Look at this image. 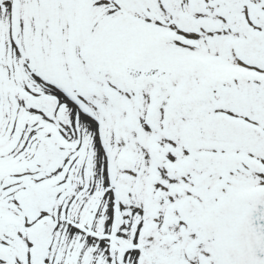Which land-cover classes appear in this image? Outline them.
<instances>
[{"label":"snow or ice","instance_id":"6c2138e0","mask_svg":"<svg viewBox=\"0 0 264 264\" xmlns=\"http://www.w3.org/2000/svg\"><path fill=\"white\" fill-rule=\"evenodd\" d=\"M0 264H264V0H0Z\"/></svg>","mask_w":264,"mask_h":264}]
</instances>
